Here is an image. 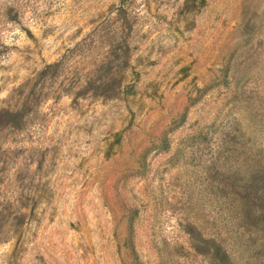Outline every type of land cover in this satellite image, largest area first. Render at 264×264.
Segmentation results:
<instances>
[{"label":"rangeland","instance_id":"374dc122","mask_svg":"<svg viewBox=\"0 0 264 264\" xmlns=\"http://www.w3.org/2000/svg\"><path fill=\"white\" fill-rule=\"evenodd\" d=\"M264 0H0V264H264Z\"/></svg>","mask_w":264,"mask_h":264},{"label":"trees","instance_id":"16d2710c","mask_svg":"<svg viewBox=\"0 0 264 264\" xmlns=\"http://www.w3.org/2000/svg\"><path fill=\"white\" fill-rule=\"evenodd\" d=\"M237 183L242 225L264 231V162L253 155L243 158Z\"/></svg>","mask_w":264,"mask_h":264}]
</instances>
